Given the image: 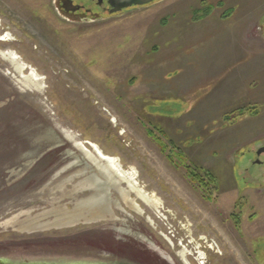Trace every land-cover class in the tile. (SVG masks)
Masks as SVG:
<instances>
[{
    "label": "rangeland",
    "instance_id": "obj_1",
    "mask_svg": "<svg viewBox=\"0 0 264 264\" xmlns=\"http://www.w3.org/2000/svg\"><path fill=\"white\" fill-rule=\"evenodd\" d=\"M73 4L99 15L0 0V264L112 262L146 224L131 210L175 264L197 262L158 233L187 235L198 264H264V0ZM105 156L167 213L107 177Z\"/></svg>",
    "mask_w": 264,
    "mask_h": 264
},
{
    "label": "flooded vegetation",
    "instance_id": "obj_2",
    "mask_svg": "<svg viewBox=\"0 0 264 264\" xmlns=\"http://www.w3.org/2000/svg\"><path fill=\"white\" fill-rule=\"evenodd\" d=\"M59 1L61 5H64L63 8L68 10V12L72 11L74 13L82 14L84 17L87 15H99L97 12H92L90 7L88 8L86 5L73 4L74 0H59ZM86 1H88L89 5H93L94 7H96L97 10H100L99 12L109 14L110 8L107 5V0H86ZM109 15H114V14H109ZM258 163H260V161H258ZM158 211H159L158 212L159 216L162 215L163 213H167L163 210V207L162 208L160 207ZM131 212L136 214L138 217H141L142 220L145 221V223L148 226H151L149 217L146 216V213L144 211L141 210V213H137L131 210ZM138 224L139 225H137L136 227L137 230L135 231L136 244H132L130 240L125 239V237H119L118 239H116L117 243L115 245V250L112 252L111 250H108L103 253L105 258L108 257L112 258V262L106 261V263H100V264H175L169 253L163 251L161 247L156 246L151 241L152 236L149 233L148 229H146L147 228L146 224L142 226H140V223ZM131 232L132 230L125 231L123 233L130 234ZM158 234L160 237H162L164 242L167 244L168 248L172 249L173 253L175 249L174 247H177V251L178 249L179 250L184 249L185 251L183 252L187 254L186 256H189L190 258L193 259L194 262H197L198 264V260H196L198 258V254L196 251L195 254L193 255L190 253H186L187 250L185 249V247H187L193 241V240L192 241L188 240L187 235L185 237L187 239L186 241H184V239H181L180 242L173 243L170 239L168 240L162 234L160 233ZM172 237L174 236L172 235ZM199 247L205 249L204 245L203 246L199 245ZM195 249H198V246L192 248V250ZM174 254L175 256H178L177 253ZM181 263L186 264L185 261L183 260L181 261ZM52 264H65V263H52ZM67 264H83V263H67Z\"/></svg>",
    "mask_w": 264,
    "mask_h": 264
},
{
    "label": "bare ground",
    "instance_id": "obj_3",
    "mask_svg": "<svg viewBox=\"0 0 264 264\" xmlns=\"http://www.w3.org/2000/svg\"><path fill=\"white\" fill-rule=\"evenodd\" d=\"M2 39V38H1ZM5 39V38H4ZM16 58V57H13ZM32 77H34L32 80H36V75H31ZM81 145V143H80ZM80 147V146H79ZM82 149V148H81ZM99 149V148H98ZM100 150V149H99ZM99 155L102 157L103 155L98 152ZM86 157L90 160H93L94 157L88 153L87 151H85ZM95 155V154H94ZM105 165L101 166V169L104 170V172L106 173L107 177L111 176L112 178H115L117 181L118 180H124L125 183L127 184L128 188L131 191H135L137 193V195L143 199L146 203H148L151 207L155 208L158 210L159 208V201L153 196V195H149L146 191L142 190L139 186L138 183L136 181V176L133 172H128L125 171L120 163H118L117 159L113 158V157H107L105 156ZM96 158V157H95ZM98 160V159H97ZM94 162L96 163L97 161L94 159ZM96 166V165H95ZM96 168V167H95ZM114 179V180H115ZM113 180V179H112ZM120 182V181H119ZM119 184V183H118ZM113 186V185H112ZM116 186V185H115ZM119 191V190H118ZM124 193V192H123ZM126 193V192H125ZM128 193V192H127ZM135 211V210H134ZM139 213V212H138ZM96 215V214H95ZM97 217V216H96ZM187 252V251H186ZM184 257V256H182ZM188 264V263H187Z\"/></svg>",
    "mask_w": 264,
    "mask_h": 264
},
{
    "label": "trees",
    "instance_id": "obj_4",
    "mask_svg": "<svg viewBox=\"0 0 264 264\" xmlns=\"http://www.w3.org/2000/svg\"><path fill=\"white\" fill-rule=\"evenodd\" d=\"M206 12L207 11L205 10V13ZM205 13L203 14V16H205L208 12L206 14ZM243 110H244V108H240V109L234 110V111L230 112L231 113L230 115H234L235 113H238V112L243 114V112H242ZM160 132H162V131L160 130ZM172 145H174L173 142H172ZM173 148L178 149L180 151V148H177V146H175V145H174ZM179 156H180V160H181L180 162H183V160H184V162H187V160H186V158H185V156L183 154L180 153ZM167 157L169 158V155H167ZM169 160H170V158H169ZM183 167L188 170V176L191 177L190 178L191 181L194 184L198 183V187H200V190L201 189L204 190V188H209V189L212 190L213 188H215V186H216L215 179H214L215 177H213L212 173H210L208 171H203V169L198 170V171H197V169L194 170V169H192L190 167V165H186V166H183ZM199 174L201 175V177H200Z\"/></svg>",
    "mask_w": 264,
    "mask_h": 264
},
{
    "label": "water",
    "instance_id": "obj_5",
    "mask_svg": "<svg viewBox=\"0 0 264 264\" xmlns=\"http://www.w3.org/2000/svg\"><path fill=\"white\" fill-rule=\"evenodd\" d=\"M159 0H107V5L110 8L109 14H117L123 10L132 8V7H143ZM264 26V19H263ZM264 154V146L260 147L256 151V155L260 156Z\"/></svg>",
    "mask_w": 264,
    "mask_h": 264
}]
</instances>
